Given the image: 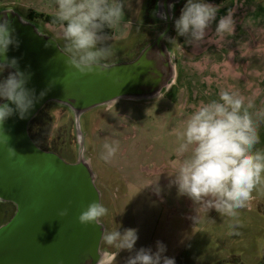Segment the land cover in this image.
<instances>
[{"label": "rangeland", "instance_id": "374dc122", "mask_svg": "<svg viewBox=\"0 0 264 264\" xmlns=\"http://www.w3.org/2000/svg\"><path fill=\"white\" fill-rule=\"evenodd\" d=\"M124 2V20L116 32L117 39L105 42V46L112 45L113 51L107 64L134 59L166 25L155 0ZM207 3L218 11L199 45L178 36L174 23L168 31L166 36L181 46L165 39L175 75L158 98L121 100L93 109L79 121L68 107L50 103L33 121L30 131L41 149L51 148L63 152L70 162L80 158L90 165L101 203L109 210L100 223L104 230L137 229L135 250L144 247L155 251L160 241L166 246L164 255L174 258L175 264H264V185L253 191L248 206L240 211V234L234 236L228 235V221L215 209L201 212V222L195 225L193 201L178 195L175 186L169 187V174L177 163L174 129L191 114L192 105L218 99L220 89L228 87L253 97L257 108L264 102V0ZM185 4L178 7L176 19ZM3 10L15 11L40 33L54 38L60 48L65 47L59 25L29 18L32 13L54 15V0H0ZM229 10L233 12L234 33L220 44L212 42L219 19ZM104 32L113 35L112 29L105 28ZM258 134L256 148L264 150V122ZM112 140L119 141V150L110 162H105L100 159L102 146ZM155 179L159 195L154 185H148ZM15 207L0 200V226L14 216ZM133 254L119 251L116 264H125Z\"/></svg>", "mask_w": 264, "mask_h": 264}, {"label": "clouds", "instance_id": "9594fccd", "mask_svg": "<svg viewBox=\"0 0 264 264\" xmlns=\"http://www.w3.org/2000/svg\"><path fill=\"white\" fill-rule=\"evenodd\" d=\"M124 4V0H54V22L59 25L65 42L62 54L67 67L81 75L102 74L108 69L106 61L113 51L112 45L105 46V42L117 39L116 32L124 20ZM217 11L216 6L205 0H187L174 22L177 35L186 37L187 43L199 45ZM105 28L112 29L113 35H107ZM234 28L233 12L229 10L219 19L212 42L220 44L234 33ZM14 33L13 22L0 17V76L10 70L6 77L0 78V144L7 147L10 157L17 153L7 146L9 138L3 132V125L14 114L26 118L37 102L35 90L27 87L30 73L21 71L18 60L7 56L10 45L19 47ZM161 37L173 46H181L173 38L164 34ZM165 55V52L155 53L158 61H163ZM167 56L170 59L169 51ZM43 95L41 92L40 96ZM262 122L264 102L257 108L253 97L228 87L220 89L218 99L192 105L191 114L174 129L178 141L177 163L169 174V187L175 186L178 195L193 201L197 213L193 217L195 225L201 222V212L215 209L227 219L228 235L240 234L239 213L248 206L253 191L264 185V150L256 148ZM102 147L100 159L110 162L119 150V141H105ZM148 185H154L155 193L160 194L158 179ZM108 214L103 203L93 200L81 208L77 220L81 225H95ZM66 215L68 208L58 213V217ZM137 240L134 228L123 232L119 228L104 230L94 253L99 252L102 257L98 264H116V256L122 250L134 253L125 264H175L174 258L164 255L166 246L162 242H156L155 251L144 247L135 250Z\"/></svg>", "mask_w": 264, "mask_h": 264}, {"label": "water", "instance_id": "95a60500", "mask_svg": "<svg viewBox=\"0 0 264 264\" xmlns=\"http://www.w3.org/2000/svg\"><path fill=\"white\" fill-rule=\"evenodd\" d=\"M0 17L13 22L19 41V47L9 46L7 56L30 73L27 87L37 97L26 118L14 114L3 125L7 146L17 155L10 157L0 144V200L14 204L17 212L0 226V264H97L101 255L94 253L104 226L77 220L83 206L101 202L94 173L84 159L68 163L42 150L31 138L29 124L49 103L68 107L79 121L89 111L121 100L158 98L174 79L172 57L167 56L171 51L160 34L134 59L108 64L102 74L81 75L64 63L54 38L13 10L0 11ZM156 52H165V59L158 61ZM64 208L68 215L58 217Z\"/></svg>", "mask_w": 264, "mask_h": 264}, {"label": "flooded vegetation", "instance_id": "af4514ba", "mask_svg": "<svg viewBox=\"0 0 264 264\" xmlns=\"http://www.w3.org/2000/svg\"><path fill=\"white\" fill-rule=\"evenodd\" d=\"M186 1L187 0H155V4L157 6V11H158L159 15L166 22V25L163 28L159 29V32L157 33L156 37L159 36L160 34H162L166 30L169 31V32H171V30L173 28V25L172 24L174 23V21L176 19V11L178 10V7L181 6V5H183L184 3H186ZM158 13H156L157 16H159ZM43 35H47V34L44 33ZM47 36H49V35H47ZM155 38H153V39H155ZM168 48H169V46H168ZM169 50H170V48H169ZM5 73H6V70L2 74V76H0V78L6 77L8 75V74H5ZM49 104H47V105H49ZM45 107L42 110H40V112L36 115V117L29 124V134H30L31 138L34 140L35 143H36V141H35V138L31 135L30 127H31L33 121L36 120V118L40 116V114L45 109ZM102 107H105V106H102ZM83 116L81 118H83ZM44 151L49 152V153H53V154L59 156L60 158H62L64 161L68 162V163H76L78 160H80V158H79L75 162H70L69 159H68V157H65V154L63 152L62 153H59V152H56L55 150H51V148L50 149H47V150H44ZM16 212H17V207H15V213Z\"/></svg>", "mask_w": 264, "mask_h": 264}, {"label": "trees", "instance_id": "16d2710c", "mask_svg": "<svg viewBox=\"0 0 264 264\" xmlns=\"http://www.w3.org/2000/svg\"><path fill=\"white\" fill-rule=\"evenodd\" d=\"M30 18L33 19V20L35 18H38V19L43 20L45 23H50V24H53V25H58L57 23L54 22V15H45V14H39V13H32L30 15Z\"/></svg>", "mask_w": 264, "mask_h": 264}, {"label": "crops", "instance_id": "0c3cea01", "mask_svg": "<svg viewBox=\"0 0 264 264\" xmlns=\"http://www.w3.org/2000/svg\"><path fill=\"white\" fill-rule=\"evenodd\" d=\"M210 0H205V2H209Z\"/></svg>", "mask_w": 264, "mask_h": 264}, {"label": "bare ground", "instance_id": "6f19581e", "mask_svg": "<svg viewBox=\"0 0 264 264\" xmlns=\"http://www.w3.org/2000/svg\"><path fill=\"white\" fill-rule=\"evenodd\" d=\"M102 258V257H101ZM97 264H98V262H97Z\"/></svg>", "mask_w": 264, "mask_h": 264}]
</instances>
